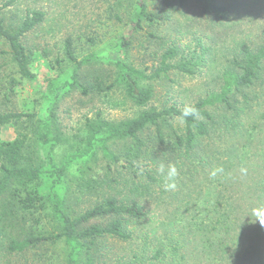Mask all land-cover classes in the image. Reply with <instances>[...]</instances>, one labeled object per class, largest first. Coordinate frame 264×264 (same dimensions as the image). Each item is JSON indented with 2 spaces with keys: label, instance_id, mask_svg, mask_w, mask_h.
<instances>
[{
  "label": "trees",
  "instance_id": "trees-1",
  "mask_svg": "<svg viewBox=\"0 0 264 264\" xmlns=\"http://www.w3.org/2000/svg\"><path fill=\"white\" fill-rule=\"evenodd\" d=\"M190 1L214 24L227 22L237 10L235 0H161L163 12L158 14L149 9L150 0H134V15L125 30L110 38V50L92 48L80 56L74 39L66 38L64 57L57 60L61 71L47 79L45 91L38 90L48 103L45 110L11 108L4 92L0 128L19 124L22 129L13 140L0 139V244L9 252L60 244L65 264H82L84 256L101 251L100 246L94 249L98 240L153 238L160 241L153 264L170 257L181 263L194 252L208 255L211 264H238L252 248L263 249L264 230L251 225L246 215L264 193V32L258 42L242 40L220 71L218 84L206 82L192 102L171 101L167 92L156 105L151 82L173 71L195 76L212 46L189 56L157 38L159 62L144 68L120 56L129 52L146 22L168 21ZM18 2L0 4V43L8 46L3 53L10 55L7 63L20 78L37 83L26 39L47 12L27 8L9 19L7 12ZM89 40L95 43L93 37ZM4 67L0 64V70ZM9 79L11 87L19 81ZM72 90L93 99L120 92L123 104L139 110L114 119L98 109L78 131L66 133L56 110ZM185 105L196 107L198 118L182 120ZM170 163L180 176L176 188L165 191ZM220 166L224 174L211 178ZM102 169L104 174L92 176ZM75 194L80 209L72 203ZM152 223L156 226L146 229ZM135 259L131 264H143L137 254Z\"/></svg>",
  "mask_w": 264,
  "mask_h": 264
},
{
  "label": "rangeland",
  "instance_id": "rangeland-1",
  "mask_svg": "<svg viewBox=\"0 0 264 264\" xmlns=\"http://www.w3.org/2000/svg\"><path fill=\"white\" fill-rule=\"evenodd\" d=\"M4 0H0L2 4ZM231 3L233 0H225ZM237 10L232 18L223 24H214L201 17L199 9L190 1L185 8L172 12L167 21L144 24L142 30L135 35V39L128 53H120V56L133 61L137 65L151 66L159 62V43L157 38L167 40L166 47L173 42L179 46L186 55L202 54L206 46H212V51L203 54L204 59L195 76H185L176 71L170 72L167 77L152 81L154 97L152 103L158 104L168 92L171 101L192 102L195 97L205 89L206 82L211 86L218 84L220 71L225 67L230 54L236 50L242 40L250 43L258 42L264 32V0H235ZM27 8H38L47 12L46 20L31 32L26 43L32 50L30 69L34 73L37 83L21 79L10 62V55L4 51L9 48L0 43V64L5 67L0 70V98L4 92L9 93V107L22 111H42L48 106L38 90L45 91L47 79L56 76L58 69L57 60L64 56V43L67 37L74 39L78 55L84 56L92 48L109 49L110 38L125 30V24L134 15V0H19L18 4L7 12L9 19H13L14 12L21 16ZM149 9L161 14L163 5L161 0H150ZM18 16V17H19ZM17 17V18H18ZM214 27V28H212ZM220 31L221 34L216 35ZM93 37L92 44L89 38ZM60 70V71H59ZM9 76L19 80L13 87L10 86ZM65 74L64 77H67ZM123 95L114 92L110 97L91 98L86 97L79 90L70 91L57 106V115L64 132L78 131L87 117L95 116V112L101 109L105 116L114 119H122L135 115L139 108L129 104H123ZM6 99V98H5ZM121 104V106H119ZM19 124H8L0 128V139L13 140L21 131ZM106 166V163L105 165ZM104 169V168H103ZM92 175L98 177L104 174V170ZM72 203L80 209L76 203L77 195H73ZM85 198L79 201L81 204ZM79 207V208H78ZM3 204L0 203V212ZM157 216L154 218L156 222ZM152 223L146 229L155 227ZM159 239H149L148 242L135 240L124 242L116 238H104L98 240L97 246L101 251L88 258L83 257L82 264H131L135 261V254L143 264H153L150 260L155 249L159 246ZM107 244L109 246H107ZM263 249L256 252L252 248L246 255H242L238 264H259L263 261ZM65 250L60 244H45L25 253H11L0 244V264H65ZM186 258V257H185ZM151 262H149V261ZM179 259L160 264H211L208 255L198 256L196 253L189 255L181 263ZM236 262V261H235ZM157 264V263H156ZM159 264V263H158ZM237 264V263H232Z\"/></svg>",
  "mask_w": 264,
  "mask_h": 264
},
{
  "label": "clouds",
  "instance_id": "clouds-1",
  "mask_svg": "<svg viewBox=\"0 0 264 264\" xmlns=\"http://www.w3.org/2000/svg\"><path fill=\"white\" fill-rule=\"evenodd\" d=\"M199 110L192 105H185L181 110V119L188 117L198 118ZM159 171L163 174L165 173V166L160 165ZM243 174H247L246 168H241ZM224 174V168L222 166L215 167L210 173L211 178L215 179L218 175ZM180 176L179 169L176 164L170 163L167 166V172L164 177V190L171 191L174 190L177 186V179ZM247 220L251 221V225H258L260 229L264 230V193L258 195L257 203L249 208L247 215Z\"/></svg>",
  "mask_w": 264,
  "mask_h": 264
}]
</instances>
